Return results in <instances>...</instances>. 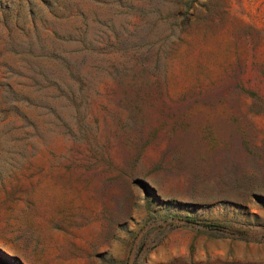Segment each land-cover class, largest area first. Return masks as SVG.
Masks as SVG:
<instances>
[{"label":"rangeland","instance_id":"374dc122","mask_svg":"<svg viewBox=\"0 0 264 264\" xmlns=\"http://www.w3.org/2000/svg\"><path fill=\"white\" fill-rule=\"evenodd\" d=\"M0 264H264V0H0Z\"/></svg>","mask_w":264,"mask_h":264},{"label":"trees","instance_id":"16d2710c","mask_svg":"<svg viewBox=\"0 0 264 264\" xmlns=\"http://www.w3.org/2000/svg\"><path fill=\"white\" fill-rule=\"evenodd\" d=\"M189 221L194 222V223H200L202 225L211 227V228H217V229H221V228H225L226 226L223 224H220L218 222H214V221H197L196 219L193 218H188Z\"/></svg>","mask_w":264,"mask_h":264}]
</instances>
